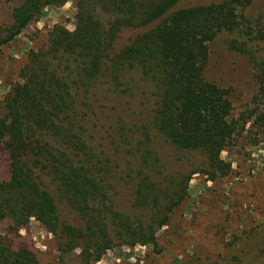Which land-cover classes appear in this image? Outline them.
<instances>
[{
    "label": "trees",
    "instance_id": "obj_1",
    "mask_svg": "<svg viewBox=\"0 0 264 264\" xmlns=\"http://www.w3.org/2000/svg\"><path fill=\"white\" fill-rule=\"evenodd\" d=\"M184 1L77 0L75 30L57 26L47 48L29 52L22 82L0 105V146L10 160L0 221L11 223L0 234V264H40L20 237L32 220L62 253L80 251L84 264L117 247L157 248L193 177L217 181L232 172L222 154L240 123L230 92L204 72L220 35L248 52L256 42L244 14L254 0L179 8ZM68 2L17 6L13 23L0 26V53L44 10ZM106 115L112 153L95 142ZM161 141L187 172L165 173ZM119 189L128 192V210ZM61 205L80 225L63 219Z\"/></svg>",
    "mask_w": 264,
    "mask_h": 264
},
{
    "label": "rangeland",
    "instance_id": "obj_2",
    "mask_svg": "<svg viewBox=\"0 0 264 264\" xmlns=\"http://www.w3.org/2000/svg\"><path fill=\"white\" fill-rule=\"evenodd\" d=\"M25 0H0V26L13 23V10ZM225 0H186L179 8L220 3ZM77 0L63 8H47L43 16L0 53V105L28 63L30 51L47 48L49 35L60 26L76 28ZM247 29L256 42L251 49L223 34L210 44L205 68L206 81L230 92L233 117L240 127L222 159L232 164L228 177L210 181L197 175L190 182L182 205L167 227L158 232V246L117 247L99 262L90 264H264V0H254L245 11ZM247 51V52H246ZM263 71V72H262ZM263 73V74H261ZM263 81V82H262ZM113 124L107 115L95 131L97 145L112 153L108 131ZM155 149L168 175L188 170L185 161L165 142ZM9 156L0 146V181L9 178ZM120 203L129 209L130 197L118 191ZM62 216L68 224L80 225L78 217L64 205ZM11 223L0 221V234ZM20 237L40 264H84L80 251L62 253L52 235L32 220L20 230Z\"/></svg>",
    "mask_w": 264,
    "mask_h": 264
}]
</instances>
